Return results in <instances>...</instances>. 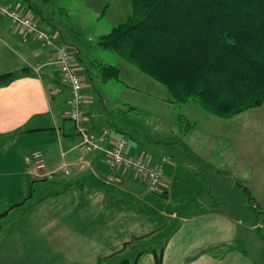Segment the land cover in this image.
<instances>
[{
  "label": "crops",
  "instance_id": "0c3cea01",
  "mask_svg": "<svg viewBox=\"0 0 264 264\" xmlns=\"http://www.w3.org/2000/svg\"><path fill=\"white\" fill-rule=\"evenodd\" d=\"M19 1L26 8L25 0H0V5ZM52 51L0 14V74L29 68L0 86V187L16 194L0 199V220L12 216L11 233L0 242V264H121L124 259L131 264L138 252L136 264H154L153 249L159 248L161 264H256L243 246L239 217L206 205L220 192L196 177L209 171L215 179L217 165L207 156L211 149L185 144L163 154L168 162L157 191L129 169L110 171L106 143L74 164L79 138L67 116L69 88L52 63ZM86 89L84 83V125L124 133L87 103ZM34 149L42 151L46 169L54 170L50 177L32 171L28 160ZM141 149L128 138L129 154L142 153L151 162L162 156ZM35 183L41 187L37 195Z\"/></svg>",
  "mask_w": 264,
  "mask_h": 264
},
{
  "label": "rangeland",
  "instance_id": "374dc122",
  "mask_svg": "<svg viewBox=\"0 0 264 264\" xmlns=\"http://www.w3.org/2000/svg\"><path fill=\"white\" fill-rule=\"evenodd\" d=\"M33 6L40 9L38 15L36 12L32 14L41 28L53 31L57 42L65 43L71 52L79 50L92 76L88 81L84 75L87 103L95 104L108 124L121 128L127 138L139 144L141 152L165 156L163 154L169 155L185 144L211 149L207 156L214 158L217 165L215 179L209 171L196 177L204 187L212 185L216 190L220 188V192H216L214 199L203 195L204 200H211H206V205L217 206L224 213L239 217L247 240L240 233L244 248L264 264V241L259 236L264 233V102L231 117H218L194 101H175L164 85L138 71L115 51L101 48L97 44L99 37L130 13V0H33ZM34 47L39 48L36 42ZM42 47H47L49 53L52 51L51 46ZM15 62H19L18 57ZM73 62L80 68L79 60L80 66ZM102 62L118 67L117 80L100 81L96 65ZM67 123L70 124L69 121ZM76 154L75 165L87 153ZM28 161L33 172L45 174L54 171L47 170L46 165L36 169L33 160ZM62 168L69 172L68 165ZM195 175L193 170L191 176ZM40 188L35 183L32 192L37 195ZM9 193H13L10 187H0L1 200L16 196ZM249 195L252 200L248 199ZM191 204L197 205L195 202ZM1 210L4 209H0V214ZM10 217L0 220V242L11 233Z\"/></svg>",
  "mask_w": 264,
  "mask_h": 264
},
{
  "label": "trees",
  "instance_id": "16d2710c",
  "mask_svg": "<svg viewBox=\"0 0 264 264\" xmlns=\"http://www.w3.org/2000/svg\"><path fill=\"white\" fill-rule=\"evenodd\" d=\"M25 5L39 13L30 1ZM130 6V13L99 37L101 48L164 85L175 101H194L218 117L264 102V0H130ZM72 57L81 62L83 81L84 75L91 81L79 50ZM96 67L100 81L118 79L116 65ZM28 71L0 74V86ZM259 236L264 241V233ZM153 254L154 264H161L162 248Z\"/></svg>",
  "mask_w": 264,
  "mask_h": 264
},
{
  "label": "built area",
  "instance_id": "2783aa9c",
  "mask_svg": "<svg viewBox=\"0 0 264 264\" xmlns=\"http://www.w3.org/2000/svg\"><path fill=\"white\" fill-rule=\"evenodd\" d=\"M0 14L7 16L12 23L29 33L41 46H51L53 49V63L55 64L62 81L69 88L67 116L73 122L79 141L76 144L77 152L88 153L101 148L107 142L105 149V163L113 172L117 167L131 170L139 176L151 191H157L162 181L164 165L168 162L167 156L160 157L151 162L142 153L131 155L127 152L128 138L124 133H112L108 128L100 131L89 130L84 125L82 104L85 99L84 81L79 73V68L73 62L72 52L64 43H56V35L53 31H45L41 28L32 12L23 7L19 1L5 4L0 7ZM29 160H33L36 169L45 167L43 153L40 149L32 151ZM54 171L45 173L50 177ZM68 172V171H66ZM112 177V176H111Z\"/></svg>",
  "mask_w": 264,
  "mask_h": 264
}]
</instances>
